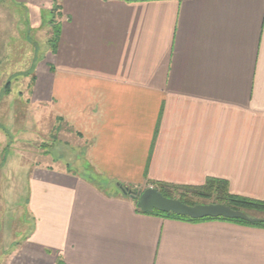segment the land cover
Returning <instances> with one entry per match:
<instances>
[{
	"label": "crops",
	"instance_id": "1",
	"mask_svg": "<svg viewBox=\"0 0 264 264\" xmlns=\"http://www.w3.org/2000/svg\"><path fill=\"white\" fill-rule=\"evenodd\" d=\"M14 1L44 35L27 103L71 129L90 172L49 147L15 165L31 227L0 264H264L263 227L147 214L121 189L217 179L264 201V0Z\"/></svg>",
	"mask_w": 264,
	"mask_h": 264
},
{
	"label": "rangeland",
	"instance_id": "2",
	"mask_svg": "<svg viewBox=\"0 0 264 264\" xmlns=\"http://www.w3.org/2000/svg\"><path fill=\"white\" fill-rule=\"evenodd\" d=\"M14 2L0 0V254L7 241L20 240L31 227L26 207L28 179L15 166L17 163L26 166L37 161L42 150L49 147L50 154L63 158L71 170L87 176L90 172L86 150L79 146L71 129L51 118L43 107L33 108L27 103L26 96L30 94L34 74L33 64L40 55V38L44 35L42 32L32 35L31 31L29 34L26 32L27 12L20 5L15 6ZM54 19H57L56 15ZM52 33L53 30L50 38ZM31 39L34 41L30 42ZM5 163H8L6 169L3 168ZM131 189V196L137 202L143 190ZM190 197L196 204L215 203L209 199ZM246 214L264 219V212L262 215L256 211Z\"/></svg>",
	"mask_w": 264,
	"mask_h": 264
},
{
	"label": "trees",
	"instance_id": "3",
	"mask_svg": "<svg viewBox=\"0 0 264 264\" xmlns=\"http://www.w3.org/2000/svg\"><path fill=\"white\" fill-rule=\"evenodd\" d=\"M52 26H53L52 29L53 33L51 38L49 39V43L51 45L52 50L54 51L58 40V22H56L55 19L52 21ZM121 187L129 189L126 190V192L124 193L128 196H131L132 193L130 192L132 190L131 188L122 185ZM157 189L165 197L179 199L182 202L189 205H196L195 201H193L191 199L192 197H190V196H195V197L213 200V202L215 203H224L225 205L230 206L234 210H240L248 213L249 215L251 211H256V213L264 212V201H257L244 197L234 196L228 192L227 184L224 181H220L217 179H208L205 185L201 187H182V186L159 184L157 185ZM147 214H153L167 219L187 221V222H200L205 220H224V221L239 223L247 226L264 228V219H262L263 221L260 222H249L240 219H226V218L191 219L189 217L178 216L172 212L162 213L159 211H153Z\"/></svg>",
	"mask_w": 264,
	"mask_h": 264
},
{
	"label": "water",
	"instance_id": "4",
	"mask_svg": "<svg viewBox=\"0 0 264 264\" xmlns=\"http://www.w3.org/2000/svg\"><path fill=\"white\" fill-rule=\"evenodd\" d=\"M123 192L129 190L121 187ZM137 207L144 213L159 211L174 213L178 216L191 219L226 218L240 219L249 222H260L262 219L249 217L242 211H237L225 204H196L189 205L179 199L165 197L158 189L150 187L145 189L137 198Z\"/></svg>",
	"mask_w": 264,
	"mask_h": 264
}]
</instances>
